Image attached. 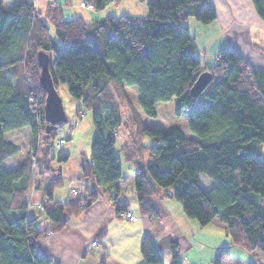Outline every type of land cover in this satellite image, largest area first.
<instances>
[{"label": "trees", "instance_id": "obj_1", "mask_svg": "<svg viewBox=\"0 0 264 264\" xmlns=\"http://www.w3.org/2000/svg\"><path fill=\"white\" fill-rule=\"evenodd\" d=\"M50 1L36 10L32 0H0V264H50L37 253L36 240L61 231L69 218L80 215L98 197L90 190L84 197L76 191L67 202L51 199V191L60 184L52 162L60 164L67 156L62 150L56 154L53 144L62 125L47 132L42 117L45 93L38 82L39 52L49 57L56 91L64 85L70 101L81 103L83 109L76 115L90 112L95 135L90 156L82 164L83 177L108 194L117 215L130 221L125 218L130 211L112 190L116 181L128 178L122 173L123 160L134 174L132 188L140 214L160 217L151 199L172 198L201 227L215 219L223 223L229 246L264 254V69L232 50L220 51L212 66L201 65L185 22L191 18L212 23L216 12L209 0H145V16L106 15L93 21L69 19ZM87 1L94 11L109 3ZM250 1L264 23V0ZM22 60L41 97L39 103L30 104L33 90L21 76ZM202 72H208L212 81L194 98L189 91ZM126 87L136 88L137 109ZM170 100L176 115L187 114L194 138L177 126L160 130L144 124L140 112L155 117L156 104ZM122 107L129 109L127 120ZM122 124L125 133L118 140ZM22 127L31 129L30 148L41 136L35 171L31 172L29 150L17 170L6 171L2 162L18 149L3 134ZM146 138L153 143L145 145ZM200 174L214 182L209 190L201 188ZM47 175L51 180L42 191L47 201L41 211L27 215L28 190L35 191ZM38 214L47 218V227L36 224ZM164 246L170 252L168 264H183L176 241L166 238ZM140 255L142 264H164L150 236L142 238ZM226 256L220 249L210 264H222Z\"/></svg>", "mask_w": 264, "mask_h": 264}, {"label": "crops", "instance_id": "obj_2", "mask_svg": "<svg viewBox=\"0 0 264 264\" xmlns=\"http://www.w3.org/2000/svg\"><path fill=\"white\" fill-rule=\"evenodd\" d=\"M48 1L39 0V7L41 8ZM52 2L60 5L67 18L82 17L79 12V4L75 5L76 0H52ZM209 3L216 12V18L212 23L199 25L196 21L191 22V18L185 22L188 33L194 39L196 55H199L198 50L202 51L201 57L198 56L201 65L212 66L214 61L207 64L212 56L210 52L206 53V47L209 41L210 43L213 42V38L220 40L224 37L223 47L237 53L253 67L264 69V48L262 47L264 46L262 35L264 33V23L255 14L251 1L209 0ZM94 17L90 21L100 18ZM189 23L193 28L202 30V34L206 33L207 37L205 38L209 40L199 43L197 41L199 32L194 31V33H191ZM252 26L258 31L259 41L256 39L254 42L251 37ZM208 49L210 51V47ZM213 58L212 60H214ZM9 82L13 85L15 79L10 77ZM80 110L82 109H77L76 113ZM76 117V120L81 119L78 118V115ZM74 123L78 125L82 121L79 123L75 121ZM85 124L89 128V133L85 134V141L87 139L92 140L91 123L86 120ZM75 131L76 129L74 133ZM74 133H69L68 136L63 137L66 141L71 137L75 139V143H69L68 145L65 143L63 147L62 152L67 156V160L60 164L57 161L52 162L60 175V184L51 191V199L58 202L63 201L70 189H75L79 195L83 194L82 197L86 192L89 193L88 191L92 190L98 194V197L80 215L69 218L61 231L48 233L36 240L37 253L50 264H142L140 243L145 236L152 238L160 254L164 252L163 254L166 256L164 264H168L167 256L170 255L169 250L164 246V239L166 238L177 242L178 253L180 257L184 258L186 264H193L194 261L200 260L199 258H202L203 261L207 260L206 262L210 264L220 249L226 251V258L232 256V264H264V254L256 253L247 259L243 258V254L230 255L231 246L228 244L229 241L223 223L215 219L210 224L201 227L185 216L180 203L169 201L172 198L155 196L151 199L160 217L140 214L132 188L134 174L131 173L122 160V173L127 175L128 178L125 182L116 181L112 190L116 191L117 200L125 204L126 209L137 217L135 222L124 220L121 214H116L115 206L110 202L108 194H103L101 188L94 185L89 178L83 177L82 164L90 156V145L87 142L80 144L78 137L73 136ZM22 135L23 139L20 140V143L17 136L22 137ZM3 138L17 148L18 152L5 159L1 165L6 171H15L26 158V148L31 138V129L22 127L6 132L3 134ZM89 142L91 143V141ZM262 149L264 150V144ZM50 180L51 175L41 177L39 187L33 192L32 197L40 198L43 194L42 191L49 185ZM31 189L32 187L29 188L28 192H30L28 194L32 192ZM26 197L25 201L27 200ZM38 215L36 224L40 228L47 227V218L44 215ZM210 225L213 226L210 227ZM93 239L99 241V247L86 252L87 244ZM186 252L191 253L190 257L187 256ZM206 252L207 255H204ZM224 261L222 264L227 263ZM200 262L202 261L200 260Z\"/></svg>", "mask_w": 264, "mask_h": 264}, {"label": "rangeland", "instance_id": "obj_3", "mask_svg": "<svg viewBox=\"0 0 264 264\" xmlns=\"http://www.w3.org/2000/svg\"><path fill=\"white\" fill-rule=\"evenodd\" d=\"M73 1V0H72ZM88 2L87 0H76V4L75 5H78L80 6V10L79 12L81 13L80 15L86 20V21H90L94 16L95 17H103V16H106V15H111V16H114V17H119V16H122V15H134V16H145L147 15L148 13V10H147V7H146V3H145V0H109V3L107 4L106 8L101 10V11H98V12H95L94 11V8L93 9H89L87 8V6H82L83 2ZM33 2V8L34 9H42L48 2H51L50 0L45 4L43 5L41 8L39 7V0H32ZM39 2V3H38ZM89 3V2H88ZM5 6L7 8L10 7L9 3L7 1H5ZM94 17V18H95ZM195 22L194 19H191V22ZM189 22V21H188ZM187 22V23H188ZM198 23V22H196ZM199 25H202L201 23H198ZM215 24V23H214ZM211 26H215V25H211ZM201 28V27H199ZM215 28V27H213ZM189 29L191 31V33H194V31L196 33L199 32L198 34V40L199 43H202V41H207L209 40L208 38H205L207 37V34L203 33L202 34V30H199L198 28L195 29L193 28V26L190 25L189 23ZM252 34H251V37L253 39V41L255 42L256 39L259 41V36H257V29L254 28V26H252ZM254 32V33H253ZM49 33L50 35L53 34V30L52 28L50 27V30H49ZM263 37H264V33L262 34ZM201 37V38H199ZM224 37H222L220 40L217 38H213V42L208 43V46L206 47V53L210 52L211 56L209 58V60L207 61V64L209 62H212V61H218L220 59V55H219V50L220 51H224V50H229L225 47H223V43H224ZM222 40V42H221ZM198 44V42H197ZM208 47H210V51H208ZM264 48V46H262ZM199 52V57H201V54H202V51L198 50ZM213 55H214V58H213ZM203 58V57H202ZM212 58L214 60H212ZM20 73H21V76L25 82L26 85H28V82H27V78H31V74L28 70V67H27V64H26V61L22 60L21 63H20ZM30 81V80H29ZM31 85H33L32 87L34 88L35 85L33 84V81L30 82ZM57 92L62 100V104H63V108H64V111H65V114L68 118V121L67 123L63 124L62 126H60L56 131V140L54 141L53 144H55L59 139H64L63 137L65 136H68L69 133H74V130L76 129L75 133L73 136L75 137H78L79 139V143L80 144H83L84 142H87L88 145H90L89 141L91 140H88L85 141L86 137H85V134L89 133V128L86 126L85 122L86 120L90 121L91 123V128L93 130V135H92V138L93 136L95 135V128L93 127L92 125V122H91V117H90V112L84 110V112L82 111L81 113H79L80 115H78V118H81L80 120H76V110L77 109H83V107H81V103L78 102V101H70L69 99V96L67 94V91L64 87V85H59L58 86V89H57ZM126 92L128 94V97L129 99L133 102L134 106L136 107L137 109V98H138V93H137V90L135 87H126ZM175 103L173 100H170L168 102H160V103H157L156 106H155V117H147L145 116L144 114H142L139 110L138 112H140L139 114L140 117L142 118L144 124L148 127H152V128H157V129H160V130H166L168 129L169 127L171 126H177L179 127L183 132L184 134L189 137V138H194V135L189 131L188 127H187V124H186V121H187V114L185 112L181 113L180 115H176L175 113ZM129 109L125 108V107H122V118L123 120L124 119H128L129 117ZM86 113V114H85ZM85 115V116H84ZM81 122L80 124L76 125V123L74 122ZM125 133V127L123 126V124L118 128V132H117V138L118 140H120V138L124 137ZM19 142L21 139H23V135L22 137H19L17 136ZM91 138V139H92ZM31 140H32V137L30 138L29 140V143L27 145V148H26V153H28V150L30 149V146H31ZM65 140V139H64ZM41 136H40V141H39V145L41 146ZM21 143V142H20ZM65 143H67L66 145H68L69 143H75V139L72 137L71 138H68V140L66 141L65 140ZM145 145H150L152 144V140L150 138H146L145 141H144ZM65 145V144H64ZM118 143L116 144V147H117ZM39 146V148H40ZM64 147V146H63ZM56 150V149H55ZM63 150V148L61 149ZM58 151V150H56ZM57 154V152H55ZM39 154V152H38ZM261 159L264 161V152L261 154ZM123 164V163H122ZM125 171V169H124ZM199 176V183H200V186L202 189L204 190H209L213 185H214V182L207 178L205 175L203 174H200L198 175ZM75 190V189H74ZM33 192L32 191L30 194H28V198L30 200V198L32 199V201H38L40 202L42 199H43V195L40 197V198H35V197H32L33 195ZM31 195V197H30ZM169 201H173V202H177L176 200L174 199H170ZM39 206H43V204H39ZM42 209V207H41ZM40 209V211H41ZM39 212V210H38ZM193 222L197 223L196 220H193ZM213 225H210V227H212ZM214 229V228H213ZM225 230H226V227H225ZM230 255H241L243 254L244 255V259H247V258H251L254 254L256 253H249V252H246L245 250H243L242 248L238 247V246H231L230 250ZM164 252H162L161 256L163 258V261L165 263V259H166V256L163 254ZM187 256L190 257L191 253L190 252H186ZM204 255H207V252L204 254ZM168 257V261H169V257L170 255L167 256ZM232 258V256H230ZM231 258H226L224 262H227L226 264H232L231 261L232 259ZM181 259L183 261V264H186V261L184 262V258H182L181 256ZM202 262H200V260H197V261H194L193 264H208L205 260L203 261L202 258H199ZM196 260V259H195Z\"/></svg>", "mask_w": 264, "mask_h": 264}, {"label": "water", "instance_id": "obj_4", "mask_svg": "<svg viewBox=\"0 0 264 264\" xmlns=\"http://www.w3.org/2000/svg\"><path fill=\"white\" fill-rule=\"evenodd\" d=\"M49 57L42 52L37 54V63L40 68L38 82L40 88L45 93L43 104V118L47 124V132L56 129L58 126L67 123L62 100L55 89L49 72ZM212 81V76L208 72H202L194 81L190 88V95L197 97Z\"/></svg>", "mask_w": 264, "mask_h": 264}, {"label": "built area", "instance_id": "obj_5", "mask_svg": "<svg viewBox=\"0 0 264 264\" xmlns=\"http://www.w3.org/2000/svg\"><path fill=\"white\" fill-rule=\"evenodd\" d=\"M82 6H87V8L89 9H93V5L88 3V2H83ZM30 80V81H29ZM27 82L29 84V87L32 91V97H30V104H33L35 102H41V97L38 93L37 90H35V88L32 87V85L30 84L31 81V78H27ZM35 90V91H34ZM43 117V115H42ZM39 129H40V125H39ZM117 134V133H116ZM119 138V137H118ZM39 141H40V136L38 137V140H37V146L33 147V148H30L29 149V153L31 154V160H30V163H31V172L32 171H35V161H36V157L38 156V152H39ZM65 144V140L64 139H59L55 144H54V148L56 150H61L63 148ZM33 191V190H32ZM77 196V192L76 190L74 189H70L69 193H68V196L66 197V199L64 200V202H67L68 200H70L71 198H74ZM31 197V195H30ZM47 201V199L45 197H43V199L38 202V201H32V199L30 198V200L27 198V200L25 201L26 202V213L27 215H31V214H34L35 212H37L38 210L40 211L41 207L42 206H39V204H44L45 202ZM125 218L130 220V221H133L135 222L137 217L132 214L131 212H126L125 213ZM98 247V242L96 240H91L87 246H86V251H89L93 248H96Z\"/></svg>", "mask_w": 264, "mask_h": 264}, {"label": "bare ground", "instance_id": "obj_6", "mask_svg": "<svg viewBox=\"0 0 264 264\" xmlns=\"http://www.w3.org/2000/svg\"><path fill=\"white\" fill-rule=\"evenodd\" d=\"M29 87V86H28Z\"/></svg>", "mask_w": 264, "mask_h": 264}]
</instances>
